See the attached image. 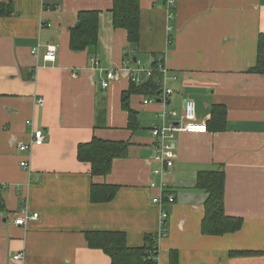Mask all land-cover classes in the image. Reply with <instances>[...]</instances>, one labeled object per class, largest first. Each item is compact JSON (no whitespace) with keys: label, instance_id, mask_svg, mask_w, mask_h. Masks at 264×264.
Listing matches in <instances>:
<instances>
[{"label":"crops","instance_id":"1","mask_svg":"<svg viewBox=\"0 0 264 264\" xmlns=\"http://www.w3.org/2000/svg\"><path fill=\"white\" fill-rule=\"evenodd\" d=\"M5 1L15 12L0 17V264H111L89 246L90 230L125 232L130 247L157 234L158 264H171L173 252L178 264H264V74L251 70L264 33V0H140L137 48L125 29L114 27L113 0ZM89 10L101 12L98 44L74 51L71 31ZM48 44L58 45L54 62L44 59ZM158 53L174 92L166 105L132 95L138 123L130 127L122 108L129 68L150 64ZM95 55L104 68L120 70L106 89L104 73L92 69ZM186 98L197 101L202 122L216 105L225 106L227 126L177 135L167 177L176 201L162 206L152 201L159 189L150 187L159 180L151 128L164 107L181 117ZM29 119L47 141L21 151L18 144L31 140ZM95 137L130 144L105 176H93L91 164L78 159L79 144ZM215 171L225 174L226 215L242 220L239 230L222 235L202 232L208 194L197 178ZM93 184L118 190L111 201L93 202ZM24 208L39 216L16 224ZM19 252L22 262L12 259Z\"/></svg>","mask_w":264,"mask_h":264},{"label":"trees","instance_id":"2","mask_svg":"<svg viewBox=\"0 0 264 264\" xmlns=\"http://www.w3.org/2000/svg\"><path fill=\"white\" fill-rule=\"evenodd\" d=\"M14 12L15 5L13 2L0 0V17L10 16ZM111 13L114 27L125 29L128 33V41L137 48L141 40L142 14L140 0H113ZM100 14L101 12L97 10L79 13V26L71 31L70 46L72 50L83 51L98 44ZM160 56H164L163 53L154 54L151 63L147 65L155 70L153 75L140 84L130 80V87L122 94V108L129 114L130 127H134L138 123L137 112L130 105L132 95H144L145 99H158L164 96V91L159 86L160 81L163 79L158 64L160 63ZM132 64L133 66L146 65L138 62ZM251 70L264 74V33L259 36L258 60L256 66ZM206 123L209 130L224 131L227 126V108L216 105L213 108L210 121ZM129 145V142L125 141H110L95 137L90 142L79 144L78 159L91 164L93 176H105L111 172L114 159L128 155ZM197 185L208 194L205 201L202 232L210 235H222L239 230L242 220L230 217L224 211L225 174L220 171L201 172L197 178ZM117 190V185L93 184L91 199L93 202L111 201ZM0 206L4 207L2 198H0ZM163 227L165 228H163L161 234L165 236L168 233V219ZM158 238L159 235L157 234H146L142 246L130 247L125 232L111 230L86 231L89 246L102 249L110 257L111 264H158ZM171 264H178V254L176 252L171 253Z\"/></svg>","mask_w":264,"mask_h":264},{"label":"built area","instance_id":"3","mask_svg":"<svg viewBox=\"0 0 264 264\" xmlns=\"http://www.w3.org/2000/svg\"><path fill=\"white\" fill-rule=\"evenodd\" d=\"M170 5L174 4L173 0L168 1ZM49 26L51 24H48ZM41 43L39 42L32 48V53L38 55L40 52ZM58 51V45L48 44L46 46V53L44 59L46 62H54ZM159 70L163 74V79L160 81L159 86L164 91V96L156 98H147L144 100L145 103L160 102L164 105L167 104L170 94L173 89L167 86L169 69L166 64V57H159ZM92 69L100 70L104 73L101 80L103 88H108L111 83L119 77L118 72L120 70L106 69L102 66L100 58L95 55L91 58ZM155 70L151 66L138 65L129 68L130 80L140 84L146 78H150ZM41 104L44 100L39 101ZM27 125L31 127V140L27 143L21 142L18 144V148L21 151L28 150L33 146H39L47 141V137L44 130L36 127L33 120H27ZM209 131L207 123L199 121L198 119V105L194 98H186L184 101V110L181 117L175 110L168 111L165 107L160 113V122L153 125L151 133L156 139V147L153 154V160L157 163V166L153 169V173L159 178L158 181L154 180L150 183L151 188L159 189V193L155 194L152 201L159 205L175 202V195L170 191L168 182V175L172 172L175 163L174 150L176 147V138L179 133H191V134H203ZM21 165L28 167V162L23 160ZM167 199V200H166ZM39 216L38 213L30 214L26 208L23 209L19 218L16 219V224L24 225L27 221L36 219ZM169 217V212L165 209L162 211V226L165 225L166 220ZM165 228V227H164ZM24 257L23 252H19L13 256V260L16 262H22Z\"/></svg>","mask_w":264,"mask_h":264},{"label":"water","instance_id":"4","mask_svg":"<svg viewBox=\"0 0 264 264\" xmlns=\"http://www.w3.org/2000/svg\"><path fill=\"white\" fill-rule=\"evenodd\" d=\"M76 26H79V22H77Z\"/></svg>","mask_w":264,"mask_h":264}]
</instances>
